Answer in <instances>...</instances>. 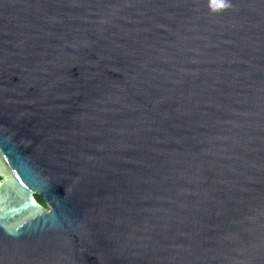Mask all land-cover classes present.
<instances>
[{
    "label": "water",
    "instance_id": "95a60500",
    "mask_svg": "<svg viewBox=\"0 0 264 264\" xmlns=\"http://www.w3.org/2000/svg\"><path fill=\"white\" fill-rule=\"evenodd\" d=\"M0 177V264H264V0H0Z\"/></svg>",
    "mask_w": 264,
    "mask_h": 264
},
{
    "label": "trees",
    "instance_id": "16d2710c",
    "mask_svg": "<svg viewBox=\"0 0 264 264\" xmlns=\"http://www.w3.org/2000/svg\"><path fill=\"white\" fill-rule=\"evenodd\" d=\"M0 178H1V177H0ZM36 197H37V199H38L39 201L44 202V200H43V198H42L41 196L37 195Z\"/></svg>",
    "mask_w": 264,
    "mask_h": 264
}]
</instances>
